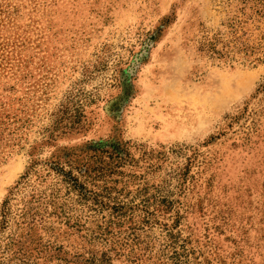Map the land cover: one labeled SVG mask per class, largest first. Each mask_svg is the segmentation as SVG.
Returning <instances> with one entry per match:
<instances>
[{
	"label": "rangeland",
	"instance_id": "rangeland-1",
	"mask_svg": "<svg viewBox=\"0 0 264 264\" xmlns=\"http://www.w3.org/2000/svg\"><path fill=\"white\" fill-rule=\"evenodd\" d=\"M0 264H264V0H0Z\"/></svg>",
	"mask_w": 264,
	"mask_h": 264
},
{
	"label": "trees",
	"instance_id": "trees-1",
	"mask_svg": "<svg viewBox=\"0 0 264 264\" xmlns=\"http://www.w3.org/2000/svg\"><path fill=\"white\" fill-rule=\"evenodd\" d=\"M208 49L213 53V54H217L218 56H221V55H223V52L221 51V50H215L210 44H209V46H208ZM54 165V164H53ZM6 209L5 208H3V210L1 211V216L3 217V216H5L6 215ZM25 216V215H24ZM4 218V217H3ZM22 220H24V219H22ZM22 223H24V222H21V224Z\"/></svg>",
	"mask_w": 264,
	"mask_h": 264
}]
</instances>
